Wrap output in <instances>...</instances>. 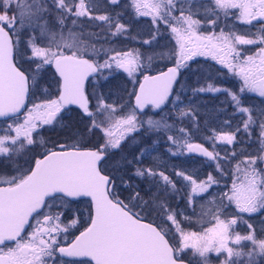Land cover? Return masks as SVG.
Wrapping results in <instances>:
<instances>
[{
    "label": "snow or ice",
    "instance_id": "snow-or-ice-1",
    "mask_svg": "<svg viewBox=\"0 0 264 264\" xmlns=\"http://www.w3.org/2000/svg\"><path fill=\"white\" fill-rule=\"evenodd\" d=\"M120 4L0 0V264H211L213 254L218 264H264V227L250 222L264 216V110L244 102L246 93L264 98V0H130L137 19L150 18L141 41L150 52L114 46L119 37L137 39L107 7ZM164 32L175 43L157 51ZM195 57L227 69L238 89L211 73L195 87L182 82ZM157 60L171 66L159 70ZM119 73L131 90L109 102L99 85ZM177 85L193 96L225 94L236 126L225 120L227 130L212 129L210 147L191 142L187 128H175L195 120ZM69 106L79 110L73 125L63 122ZM57 125L70 134L49 141L43 133ZM141 130L166 134L174 156L207 158L216 174L144 166L146 147L125 152ZM245 137L256 145L251 152L236 150ZM225 176L230 186L210 192ZM136 179L150 185L143 195ZM177 196L191 215L172 208ZM197 197L208 202L199 214Z\"/></svg>",
    "mask_w": 264,
    "mask_h": 264
},
{
    "label": "trees",
    "instance_id": "trees-1",
    "mask_svg": "<svg viewBox=\"0 0 264 264\" xmlns=\"http://www.w3.org/2000/svg\"><path fill=\"white\" fill-rule=\"evenodd\" d=\"M130 3V0H121V4L119 7H112V6H107L110 11L115 13H121V22L128 24L130 27L131 35L136 36V40H131V39H125L124 37H119L115 39L114 46L115 47H123V48H141L142 51H146L148 46H143L141 45V41L143 39L149 38L148 33L152 28V25L150 23V18L148 17H142V18H136L134 15L133 10L130 7H127V5ZM103 7H106V2L103 3ZM99 23V22H97ZM91 31L94 32H99V28H91ZM169 42V43H168ZM175 43L174 40L170 39L169 33L164 32L162 36L158 37V43H154L153 47L157 50H167V47L173 46ZM254 50V49H253ZM197 59V58H196ZM155 64L159 67V70L165 69V65L171 66V63L167 60H157ZM198 62L196 63H190L191 70L185 71L183 76L181 77L182 82H189L186 83L188 85H191L193 87L196 86V79L202 78L197 71V66H202L200 63L198 65ZM203 71L207 72V69L203 66L201 67ZM215 76V75H213ZM217 78V83L223 87H226L225 85H222L220 83V78ZM101 87L100 90L109 95V100L110 102L116 100L119 96L122 95L123 89L126 87L125 85L123 86L122 83V76L120 74H117L115 78H110L108 81H102L101 82ZM238 88L239 85L236 84L234 86H228L227 88ZM128 90L130 91L131 88L127 86ZM176 91H184V89H180L179 85L175 86ZM189 90V89H188ZM184 93V92H183ZM200 95V94H199ZM199 97H202L203 100H207L209 98H212L210 96V93H202ZM197 95H195V98H199ZM246 98H244L245 102L247 100H250L251 98L247 94L245 95ZM193 98V100L195 99ZM125 99L126 96H125ZM217 98H215V104L219 105V102H217ZM193 102V101H192ZM264 103V100L262 101ZM168 107V106H167ZM170 108V107H168ZM195 113V120H191L188 118H184L183 121L177 120L175 123V128L179 127H184L189 130L191 133V142L193 143H203L205 147H210V142L206 140V137L211 134L212 129H222L224 127L222 121L220 120L219 122L215 121L214 114L217 113V111H220L221 109H227V112H224L222 114V118L225 120H232L233 125H236L237 122L239 121L240 117L239 114L233 115V109L229 106V104H224V105H219L214 107L213 112L211 113V110H209L208 105L204 106L203 108L204 111L202 112L203 109H200L199 106L195 105L191 107ZM166 114V113H165ZM156 119H159L160 117H155ZM76 122V121H75ZM75 122H67L66 124L73 125ZM169 123H172L170 120ZM70 133L67 130L61 129L60 126V140L66 139ZM168 134H173V133H168ZM179 137V133H175ZM136 136V140L139 142V144H134L131 139L125 143V152H133L135 151L138 147H146L147 150H149L152 147H157L161 153H165L167 151V156L172 155L168 149L172 148V151H176L175 146L171 145V142L167 141L166 134L164 133H145L143 130H141L140 133L138 134H133ZM131 144V145H130ZM174 156V155H173ZM174 157H177V159L180 160V164H186L187 159H185L182 155H175ZM168 170L167 174H172ZM175 178V177H174ZM136 185H138L141 189V194L143 195L150 185L142 180L136 179L134 182ZM220 186V185H219ZM152 191L154 192L155 189L153 188ZM127 191H124V195H127ZM169 203L171 202L172 208L175 205H185L187 202L185 199H181L180 196H177L175 198H169ZM186 206H184L185 208ZM182 209V208H181ZM244 231L242 230L241 233ZM214 259V260H213ZM211 261L215 262V264H218V261L213 258Z\"/></svg>",
    "mask_w": 264,
    "mask_h": 264
},
{
    "label": "rangeland",
    "instance_id": "rangeland-1",
    "mask_svg": "<svg viewBox=\"0 0 264 264\" xmlns=\"http://www.w3.org/2000/svg\"><path fill=\"white\" fill-rule=\"evenodd\" d=\"M105 2H106V0H97V4L99 5L101 10L104 9L103 3H105ZM151 50L152 49L147 48L146 51L150 52ZM196 62H198V64L200 63L202 65V66H200V65L197 66L198 74L201 77L204 76V75H207L209 73H211L212 75L217 76V69H219L222 74L217 76V77H218V79L220 78V80H221L220 83L222 85H225L226 87H228V86H234L236 84H238V85L240 84V81H239V79L237 77L233 76L231 73H228L227 69H223L220 65L216 64L210 58L195 57L194 60L189 62V63H196ZM198 64H196V65H198ZM203 66L207 69V72L203 71V69L201 68ZM196 81H197V79H196ZM92 82L94 83V81H92ZM122 83H123V86L125 85V86H129L131 88V85L127 83L126 77H122ZM186 83H189V82L186 81ZM231 89L235 91L238 88L235 87V88H231ZM183 92L184 93L182 95L181 107H186V106L192 107V106L197 105V106H199V107H201L203 109L202 110V112H203L204 109H205L203 107L208 105V108H209V110H211V113H212L214 107L219 106V105H216V104L214 105L215 98H217V100H218L217 102L220 103V106L224 105V104H228L227 101H226L225 94H222V93H216V94H211L210 93V96L212 98H209L207 100H203L202 97H199L202 93H200V95L197 94V97H199L197 99V98H195V96L192 95V92H191L190 89L189 90L188 89H184ZM247 94L249 95V97L251 99L247 100L246 102L244 100L246 106H250V107L254 106L255 110L257 112L264 110V103L262 102L264 100V98H260L258 95L254 94V93H246V94H244V98H246L245 95L247 96ZM122 95H124V92L122 93ZM193 98H195V99L193 100ZM224 112H227V109H223V110L221 109L220 111H217V113L214 114V118H215L216 122H219L221 120L223 125H224L223 129L227 130V126L224 124L225 119L222 118V114ZM67 115H69V114H67ZM230 121L232 122V120H230ZM235 126L236 125H233V123H232V127L234 128ZM154 134H156V133H154ZM249 143L250 142L247 140V137H245L243 142L236 146V148H237L236 150L240 151V149H247V151H249V152L253 151V149L256 147V145H252L251 147H249ZM225 147H227V148L231 147L232 148V146H226V145L218 144L217 145V150L220 151L221 149H223ZM156 148L157 147H152V148H150L148 150V153H150V155L149 154L145 155L144 160H143V165L144 166H146V167L157 166L158 170L166 171V173L168 172V170L170 172H172L174 170H182V171H185L186 173L192 174L193 176L195 174L196 175H201L202 173H204L207 170H209V171H213L214 170L213 167H211V168H208V167L201 168V167H198L197 164H192V163L190 164V165L193 166L192 168L189 166V164L181 165L180 164V160L177 159V157H174L173 155H168L167 156V154H165V153L158 154L155 151ZM130 150L131 149H129V152H130ZM221 155H224L223 151H221ZM183 167H185V168H183ZM226 167H227V170L230 172L229 164L226 165ZM225 183H227L230 186L231 179L229 178V176H225L223 178V181H222L221 185L220 186H214L213 189L210 190V192L218 193L219 189H222L224 187ZM197 200L199 201V203L196 205L195 210H196V213L199 214V212H200V204H204L205 206H207L208 202H207V200H200L199 197H197ZM78 206L83 209V204H80ZM184 206L187 207V211H185L184 213H186L187 215H191L193 209L191 207H189L187 205V203L185 205H183V204L182 205H175L173 208L174 209H179L180 211H182ZM246 218H248V217L246 216ZM195 219L196 218L194 217V220ZM261 221H264V216L254 214L250 218V222L254 225V227L257 230H259L261 227H264V224H261ZM193 227L195 229V228L198 227V225L194 224ZM237 230H243L244 232L241 233V234H245L247 232L246 225L241 223ZM213 258H214V254H213ZM211 264H215V262L211 261Z\"/></svg>",
    "mask_w": 264,
    "mask_h": 264
},
{
    "label": "flooded vegetation",
    "instance_id": "flooded-vegetation-1",
    "mask_svg": "<svg viewBox=\"0 0 264 264\" xmlns=\"http://www.w3.org/2000/svg\"><path fill=\"white\" fill-rule=\"evenodd\" d=\"M91 80H92V78L90 79V81ZM100 87H101V85H99V88ZM89 88H91V85H89ZM53 91H55L54 88H53ZM105 96L109 97L108 94H105ZM109 102H110V100H109ZM70 109H71V111H66V112L62 113V115L64 116V121H63L64 123L75 122V121H77L79 119V115H78L79 110L77 108H74V107H70ZM67 114H69V115H67ZM43 134H44L45 138L48 139L49 141H56L58 139L60 140V125L56 126L55 131L49 130V131L44 132ZM37 151H42V149L37 148ZM117 159H119V157H117ZM191 161L192 162H196L197 166L201 167V168H203V167L204 168L205 167H210V168L213 167L214 168L215 167V166H212V165H205L203 160L191 159ZM233 164H234V162H233ZM233 164H229L230 172L232 171ZM213 172H215V171H213ZM198 178H200V175L198 176Z\"/></svg>",
    "mask_w": 264,
    "mask_h": 264
},
{
    "label": "water",
    "instance_id": "water-1",
    "mask_svg": "<svg viewBox=\"0 0 264 264\" xmlns=\"http://www.w3.org/2000/svg\"><path fill=\"white\" fill-rule=\"evenodd\" d=\"M69 107H74V108H76V106H69ZM185 155H186L187 157H198V158H201V159H207V158H205V157H203V156H200V155H198V154H195V153H192V154L185 153Z\"/></svg>",
    "mask_w": 264,
    "mask_h": 264
}]
</instances>
